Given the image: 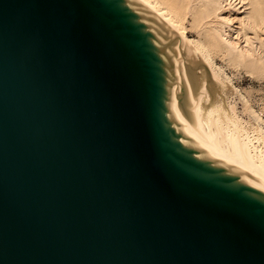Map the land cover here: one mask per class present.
Masks as SVG:
<instances>
[{
    "label": "water",
    "instance_id": "95a60500",
    "mask_svg": "<svg viewBox=\"0 0 264 264\" xmlns=\"http://www.w3.org/2000/svg\"><path fill=\"white\" fill-rule=\"evenodd\" d=\"M139 20L0 0V264H264V196L179 137Z\"/></svg>",
    "mask_w": 264,
    "mask_h": 264
},
{
    "label": "bare ground",
    "instance_id": "6f19581e",
    "mask_svg": "<svg viewBox=\"0 0 264 264\" xmlns=\"http://www.w3.org/2000/svg\"><path fill=\"white\" fill-rule=\"evenodd\" d=\"M128 5L141 25L145 26L144 18L162 34L175 37L172 48L167 45L174 79L169 81L166 109L179 137L202 157L237 175L264 196V134L241 119L235 104L224 103L221 92L231 91L233 85L229 88L210 58L212 49L226 48L231 57L254 62L252 48L264 44V0H128ZM187 23L191 28H203L197 36L207 39L208 47L203 40L188 36ZM144 31L155 49L163 52L149 29ZM199 57L208 65L210 79L197 74V69L204 67ZM163 59L165 64L166 57ZM214 88L222 103L209 110L204 104L215 97Z\"/></svg>",
    "mask_w": 264,
    "mask_h": 264
},
{
    "label": "rangeland",
    "instance_id": "374dc122",
    "mask_svg": "<svg viewBox=\"0 0 264 264\" xmlns=\"http://www.w3.org/2000/svg\"><path fill=\"white\" fill-rule=\"evenodd\" d=\"M142 21L145 24V26L149 29V31L154 35V42H156L158 44L156 46H159L161 48L163 47V52L165 53L164 54L165 56L162 54H160V55H161V57H164V58L166 57L165 60H166L167 64L169 65L170 64V61H169L170 58L168 55L170 53L169 48L170 47L172 48V46H170V44H171V41H175L174 40L175 37L169 38V37H167L169 35L162 34V32L156 30L153 27L154 26L153 23H151L148 20H145L144 18H142ZM188 28H190V30ZM202 29L203 28H201L200 26L198 29L197 28H191L190 24L187 23V31L189 33L188 36L193 40H197V41L203 40V43L206 45V47H208V45H209L208 40L205 39L204 37H203V39H200L198 37L199 33H202ZM197 30H199V31L197 32ZM204 39H205V41L207 40V42H204ZM174 43H176V41L173 42V44ZM167 45H169L170 47ZM256 46H255V49H254V47L252 48L253 56L255 59L253 63H250V61L248 62L247 60L245 61V59L243 57H240V56H232L231 57L229 51L226 48H221V49L220 48H214V50L212 49L213 53L211 52L210 58L215 63V66L217 65L216 67L219 69V73H220V75H222L221 77L223 78V80L225 81V83L227 85L229 84L228 85L229 88L233 85L231 88V91L229 90L225 93L221 92V95H223V98H224V103H226V105L229 102H232L233 104H235L237 111H238V115L242 117V118L241 117L240 118L249 127H251V129L253 127H254V130L257 128V131L264 134V44H263V46H259L258 44ZM223 50H224V53H223ZM258 50H259V52H258ZM221 55H223V56H221ZM226 55H229V56H226ZM259 55H260V57H259ZM198 59L203 64V62H204L203 59L200 57ZM261 63H262V65H261ZM241 64H242V66H241ZM243 64L246 65V66H244V68H243ZM203 65H204V67L197 69V74L200 75L201 78H203L205 76L204 78L206 79L208 76L207 79H210V75H209L210 73H208L209 67L206 63H204ZM248 65H249V67H248ZM245 67H246V69H245ZM166 69L171 76V73H172L171 70L168 67H166ZM172 70L174 71V68ZM209 72H210V70H209ZM173 76H174V74H173ZM173 76L170 77V79H169L170 81L172 79H174ZM233 87H235L236 93L233 92V94H232ZM216 88L218 90V87H216ZM213 91H214L213 92L214 94L213 93L212 94L215 97H212L211 102H207L204 104L206 106L209 105V107H208L209 110L211 108H213V106L218 105L221 102V98H222V97H220L221 95H219V93L216 91L215 88ZM184 95H186V94H184ZM184 98H186V97L184 96ZM184 98H183V101L185 103L187 101ZM210 104L212 107L210 106Z\"/></svg>",
    "mask_w": 264,
    "mask_h": 264
}]
</instances>
